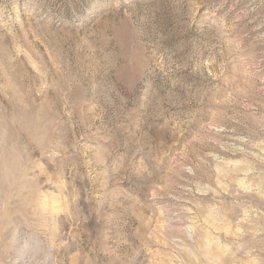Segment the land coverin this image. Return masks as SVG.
Instances as JSON below:
<instances>
[{"label":"rangeland","instance_id":"rangeland-1","mask_svg":"<svg viewBox=\"0 0 264 264\" xmlns=\"http://www.w3.org/2000/svg\"><path fill=\"white\" fill-rule=\"evenodd\" d=\"M2 264H264V0H0Z\"/></svg>","mask_w":264,"mask_h":264},{"label":"clouds","instance_id":"clouds-1","mask_svg":"<svg viewBox=\"0 0 264 264\" xmlns=\"http://www.w3.org/2000/svg\"><path fill=\"white\" fill-rule=\"evenodd\" d=\"M0 264H2V262H0Z\"/></svg>","mask_w":264,"mask_h":264}]
</instances>
